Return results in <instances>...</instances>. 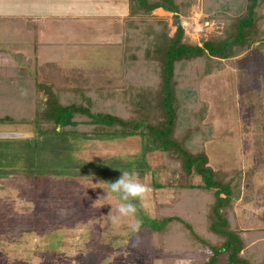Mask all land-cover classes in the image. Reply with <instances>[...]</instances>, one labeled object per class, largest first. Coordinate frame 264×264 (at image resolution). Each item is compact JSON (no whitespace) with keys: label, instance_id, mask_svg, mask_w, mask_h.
<instances>
[{"label":"rangeland","instance_id":"1","mask_svg":"<svg viewBox=\"0 0 264 264\" xmlns=\"http://www.w3.org/2000/svg\"><path fill=\"white\" fill-rule=\"evenodd\" d=\"M30 1L28 8L32 5L38 17L45 16V38L40 42L48 44L42 48L37 43L27 44L30 36L19 28L21 44L15 49L8 43L4 49H19L23 57L17 63L6 59L3 65H18L25 76L37 81L41 77L37 68L54 64L64 73L81 72L84 78L89 72H101L103 80L113 79L120 85L123 46L120 42L117 46L94 43L114 37L122 42L128 19L143 24L140 35L167 30L170 37L175 31V17L162 9L147 16H128L130 0ZM183 1L186 6L177 18L184 41L199 46L207 40H223L228 31L227 16L243 10L240 2L235 6V0L233 5L224 2L227 0H179ZM257 14L258 36L264 37V4ZM147 47L141 40L135 45L141 54ZM210 61L175 65L177 133L181 136L185 130L196 128L186 142L192 153L203 152L214 172L243 174L247 184L231 209L232 228L264 231V40L235 47L229 59ZM49 69L45 68V81L40 78L45 84L52 81ZM144 82L145 89L155 79ZM42 83L36 85L37 100L42 97ZM0 86V91L7 89L1 92L6 102L24 96V90L18 91L16 86ZM19 94L23 95L20 99ZM63 96L66 98L65 93ZM29 98L27 94L24 99ZM69 130L74 134L43 137L35 134L30 124L0 125V264H202L203 258L195 250L154 252L143 226L154 218L157 205L172 204L175 186L188 188L190 183L179 173L168 174L161 151L138 135L115 132V136L98 137L78 126ZM32 141H37V149H28L27 142ZM116 167L135 170L152 192L134 217L113 223L111 216L117 215L121 201L115 194L106 197L102 187L107 185L100 183L118 178L121 173ZM198 183L196 179L194 184ZM187 198L180 204L184 211L193 212L191 217L200 209L205 211L203 197ZM137 221L139 229L133 231L131 225ZM188 223L199 229L195 217ZM205 227L201 222V229ZM182 229L184 238L188 233ZM197 233L207 239L203 232ZM258 238L264 240V236Z\"/></svg>","mask_w":264,"mask_h":264},{"label":"trees","instance_id":"2","mask_svg":"<svg viewBox=\"0 0 264 264\" xmlns=\"http://www.w3.org/2000/svg\"><path fill=\"white\" fill-rule=\"evenodd\" d=\"M224 2H237L236 7L240 2L242 13L227 16L228 31L223 40H207L199 46L184 41V30L177 16L186 6L185 1L130 0L132 6H128V16H147L162 9L175 17V31L170 37L167 30L140 35L143 24L132 23L128 19L121 42L123 72L120 85L113 79L103 80L101 72H89V76L84 78L81 72L69 70L64 73L54 64L42 65L36 70L45 81V68H50L52 81L46 84L39 77L37 81L25 76L21 67L2 70L0 85L16 86L18 91L24 90V96L19 94L18 99L23 96L19 101L12 98L6 102V96L1 92L7 89L0 91V125L30 124L35 134L43 137H66L74 134L69 130L71 127L78 126L98 137L115 136L117 132L149 139L164 156L168 174L179 173L190 181L188 188L180 184L175 186L173 193L176 192V199L172 204L165 207L157 205L154 218L143 225L149 232L153 251L184 253L195 250L202 256V264H263L264 240L258 237L264 236V231L240 232L231 225V209L242 198L245 177L240 172H214L203 152L192 153L186 142L196 128L185 130L181 136L177 133L179 104L174 80L175 65L199 59L208 63L210 59L226 60L232 57L235 47L264 40L263 34L258 36L260 18L257 14L264 0ZM138 36L145 47L149 46L142 50V54L135 48L136 42L140 41L135 42ZM147 78H153L155 82L144 89ZM40 82L45 85L40 84L42 97L37 100L34 95ZM28 87L32 90L26 91ZM27 94H30L29 101L24 99ZM27 146L28 149L32 146L37 149L38 143L27 142ZM196 179L198 184H194ZM194 196L196 199L203 197L207 203L204 213L202 209L195 212L201 217L195 214L191 217L193 212L184 211L180 204L183 198ZM194 217L199 228L197 231L188 223ZM201 222L206 224L203 229ZM182 228L188 233L185 232L187 236L184 238L180 232ZM197 232H203L207 239H202Z\"/></svg>","mask_w":264,"mask_h":264},{"label":"crops","instance_id":"3","mask_svg":"<svg viewBox=\"0 0 264 264\" xmlns=\"http://www.w3.org/2000/svg\"><path fill=\"white\" fill-rule=\"evenodd\" d=\"M106 1H102V2L105 3ZM111 1L113 2V0H108V3ZM28 4H32V1L30 0L29 1L28 0H0V70H1L0 73L4 69L13 70V69L19 68L18 65L14 66L12 63L11 64L13 66L3 65V64H6L8 59H11V62L13 59H15V61L14 60L13 61L16 62V60H19L21 58V56L23 57V53H21L19 49L14 50L12 52H9L8 49L7 50L4 49L5 45L8 43L14 44L15 49L17 48L16 44H19V43L21 44V42L17 38L19 34L18 33L19 28H20V32H24L27 35L29 34L30 40L29 42H27L26 40L27 44L35 45L37 43L38 45H40V47L38 48L45 47L44 45L48 44L45 42L43 43L40 42V40L45 38V16L40 15L38 17L37 13L36 14L34 13V10L32 9V5H31V8L29 7L30 8L29 9ZM39 22L40 24H38ZM106 22L109 25L110 22L108 21ZM17 23L18 25L21 24V26L18 27ZM22 28L24 29V31L22 30ZM8 34H11V36H15V39H7ZM31 35L33 37V40H31ZM119 42L121 43L120 40L115 39L114 37L110 41L102 42V43H94V44L117 46ZM3 61H6V62L3 63Z\"/></svg>","mask_w":264,"mask_h":264},{"label":"clouds","instance_id":"4","mask_svg":"<svg viewBox=\"0 0 264 264\" xmlns=\"http://www.w3.org/2000/svg\"><path fill=\"white\" fill-rule=\"evenodd\" d=\"M120 171V176L111 182H101L106 184L104 189L106 197L115 194L119 197L120 203L116 208L117 215L111 216V221L117 223L121 218L134 217L138 212V206H142L143 202L152 192L150 185L141 182L139 174L135 170L116 167ZM133 231H138L139 221L131 225Z\"/></svg>","mask_w":264,"mask_h":264}]
</instances>
